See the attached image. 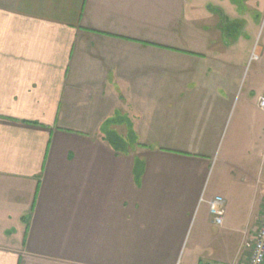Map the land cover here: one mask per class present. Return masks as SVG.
Segmentation results:
<instances>
[{"label": "crops", "instance_id": "0c3cea01", "mask_svg": "<svg viewBox=\"0 0 264 264\" xmlns=\"http://www.w3.org/2000/svg\"><path fill=\"white\" fill-rule=\"evenodd\" d=\"M216 1L229 24L237 21L233 0ZM185 5L0 0V264L218 263V249L203 243L214 236L206 218L195 216L208 161L186 150L125 152L112 141L181 112L161 105L166 92L138 91L140 81L164 79L161 70L183 77L171 93L183 98V145L205 143L235 93L234 45L209 33L221 22L199 23ZM252 135L264 176V123L255 120ZM263 202L264 191L248 212L238 209L249 239Z\"/></svg>", "mask_w": 264, "mask_h": 264}, {"label": "rangeland", "instance_id": "374dc122", "mask_svg": "<svg viewBox=\"0 0 264 264\" xmlns=\"http://www.w3.org/2000/svg\"><path fill=\"white\" fill-rule=\"evenodd\" d=\"M215 2L218 1L185 0L186 14L189 18L200 19L205 25H216V21L217 24L221 22L220 25L223 27L221 26L218 35L213 28L209 31L211 36L214 32L212 40L234 45L233 50L230 51V60L234 59V77H231L230 81L231 84L234 82L235 93L224 97L226 103L222 113L219 116L213 115L212 119L217 117L216 125L213 126V122L210 121V126L206 127L211 133L204 136L205 143L183 145V98L171 97L172 90L183 89V77L179 78L177 71L163 70L157 75L160 78L166 76L164 79H155L153 82L140 81L138 91L146 94L155 90L166 92L169 99L161 105L168 104L181 112L174 114L170 122L159 126L157 124L150 127L141 126L137 137L127 134V129H123V137L113 138L112 141L125 152L146 154L151 151L167 153L172 151L171 154L183 156V150H186L191 153L190 155H194V158L208 161V170L195 216L196 218L200 215L205 216L206 228H209V234L214 235L209 239L204 238L203 243H209L216 250L218 249L217 264H232V257L243 253L248 240L250 241L248 236L244 235V230L240 232L243 225L240 228L238 224L241 219L239 212L241 216L243 211L240 210L248 212L250 204L258 200L260 193L264 191V185L259 183L260 180L264 181V176L258 173V147L255 146V137L252 135L255 120L257 125L264 123V110L258 109L256 99L258 94H264V0H250L244 3L238 0L232 1L237 6L235 13L239 17L230 24L224 19L225 13ZM199 13H201L200 18ZM243 15H245L244 19ZM225 28L229 34H225ZM180 34L183 35V28L178 33ZM169 74L170 77L167 79ZM177 77L180 81H177ZM191 88L192 85L189 86V89ZM160 102L161 100L158 103ZM143 106L145 102L139 105V107ZM167 163L168 167H172V163L160 158L152 161L153 165ZM216 195L226 199L222 226L212 223V216L205 203ZM228 205H231V209H228ZM234 215L235 218L238 217L235 221L231 219ZM196 228L192 223L188 240L195 236ZM225 230L229 232L225 234Z\"/></svg>", "mask_w": 264, "mask_h": 264}, {"label": "built area", "instance_id": "2783aa9c", "mask_svg": "<svg viewBox=\"0 0 264 264\" xmlns=\"http://www.w3.org/2000/svg\"><path fill=\"white\" fill-rule=\"evenodd\" d=\"M256 58V56H255ZM259 107L264 110V98L259 99ZM209 213L212 216L213 224L222 226L225 215V202L220 196H215L205 201ZM232 264H264V202L262 212L257 221V227L250 241L246 244L244 258Z\"/></svg>", "mask_w": 264, "mask_h": 264}, {"label": "trees", "instance_id": "16d2710c", "mask_svg": "<svg viewBox=\"0 0 264 264\" xmlns=\"http://www.w3.org/2000/svg\"><path fill=\"white\" fill-rule=\"evenodd\" d=\"M233 1H236V0H233ZM238 1L244 3L247 0H238ZM224 32H225V34H229V32H228V30L226 28H225ZM172 50H174V49H172ZM142 169H143V163L140 162V161L135 162L134 171H135V177L137 179L141 176Z\"/></svg>", "mask_w": 264, "mask_h": 264}, {"label": "flooded vegetation", "instance_id": "af4514ba", "mask_svg": "<svg viewBox=\"0 0 264 264\" xmlns=\"http://www.w3.org/2000/svg\"><path fill=\"white\" fill-rule=\"evenodd\" d=\"M220 12V11H219Z\"/></svg>", "mask_w": 264, "mask_h": 264}]
</instances>
